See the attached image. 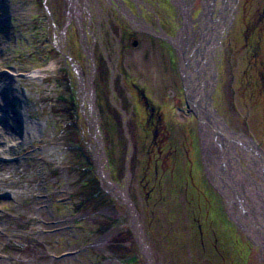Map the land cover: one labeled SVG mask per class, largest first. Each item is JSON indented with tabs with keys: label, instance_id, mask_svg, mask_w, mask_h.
Segmentation results:
<instances>
[{
	"label": "rangeland",
	"instance_id": "rangeland-1",
	"mask_svg": "<svg viewBox=\"0 0 264 264\" xmlns=\"http://www.w3.org/2000/svg\"><path fill=\"white\" fill-rule=\"evenodd\" d=\"M182 21L175 0H0V264H264L211 180ZM214 56L213 105L264 152V0L235 1Z\"/></svg>",
	"mask_w": 264,
	"mask_h": 264
},
{
	"label": "bare ground",
	"instance_id": "bare-ground-1",
	"mask_svg": "<svg viewBox=\"0 0 264 264\" xmlns=\"http://www.w3.org/2000/svg\"><path fill=\"white\" fill-rule=\"evenodd\" d=\"M175 1L182 13L183 26L172 39L181 56L188 105L199 118L202 149L211 180L225 198L231 217L264 251V152L250 136L227 124L210 97L215 82V51L236 0H202L196 27L189 17L192 0ZM3 95L7 116L12 112L19 114L24 95L12 89L3 91ZM28 129L26 126L27 131L22 129V132L29 134Z\"/></svg>",
	"mask_w": 264,
	"mask_h": 264
},
{
	"label": "trees",
	"instance_id": "trees-1",
	"mask_svg": "<svg viewBox=\"0 0 264 264\" xmlns=\"http://www.w3.org/2000/svg\"><path fill=\"white\" fill-rule=\"evenodd\" d=\"M254 27V25H253ZM257 45V43L255 44V46ZM253 47V45H252ZM256 50H258V46L256 47ZM258 66L261 68V70L264 72V59H261L258 63ZM263 89H264V82H263ZM256 93V92H255ZM257 94V93H256ZM84 153V154H83ZM82 154L85 155V160H86V168L88 167V170L91 171L92 168L90 167L91 166V159L88 155L85 154V152H83Z\"/></svg>",
	"mask_w": 264,
	"mask_h": 264
},
{
	"label": "flooded vegetation",
	"instance_id": "flooded-vegetation-1",
	"mask_svg": "<svg viewBox=\"0 0 264 264\" xmlns=\"http://www.w3.org/2000/svg\"><path fill=\"white\" fill-rule=\"evenodd\" d=\"M129 258H130V259H131V258H133V260H135V259L137 258V259L140 261L139 257H137V256H136V255H134V254H133V255H130V257H129Z\"/></svg>",
	"mask_w": 264,
	"mask_h": 264
}]
</instances>
